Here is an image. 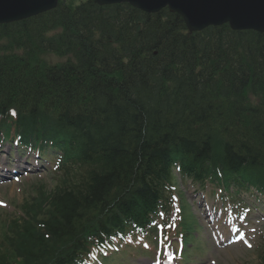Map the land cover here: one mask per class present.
I'll list each match as a JSON object with an SVG mask.
<instances>
[{
  "label": "trees",
  "instance_id": "trees-1",
  "mask_svg": "<svg viewBox=\"0 0 264 264\" xmlns=\"http://www.w3.org/2000/svg\"><path fill=\"white\" fill-rule=\"evenodd\" d=\"M73 1L0 25V128L71 161L0 225V264H75L109 223L146 227L180 154L198 180L264 186V33Z\"/></svg>",
  "mask_w": 264,
  "mask_h": 264
},
{
  "label": "water",
  "instance_id": "water-1",
  "mask_svg": "<svg viewBox=\"0 0 264 264\" xmlns=\"http://www.w3.org/2000/svg\"><path fill=\"white\" fill-rule=\"evenodd\" d=\"M99 4L129 2L145 11L170 6L190 30L229 23L235 30L264 32V0H95ZM58 0H0V24L22 20L54 8Z\"/></svg>",
  "mask_w": 264,
  "mask_h": 264
},
{
  "label": "rangeland",
  "instance_id": "rangeland-1",
  "mask_svg": "<svg viewBox=\"0 0 264 264\" xmlns=\"http://www.w3.org/2000/svg\"><path fill=\"white\" fill-rule=\"evenodd\" d=\"M16 156V154H15ZM14 156V157H15ZM35 166V165H32ZM14 169V166L11 168ZM36 169H38L36 167ZM44 170V169H42ZM43 175H39L38 173H32L23 175L19 178V180H6L0 181V201H3L6 204L5 208L10 211L15 210L16 208L13 205H17L22 202L23 198L29 192L28 189L33 181L37 180L38 178L44 179L50 187L53 185V182L49 180L48 174L40 173ZM28 183V185H27ZM190 190H194L190 188ZM186 194L191 197V194L188 190H186ZM200 199V197H198ZM254 200L251 199V202ZM192 214L196 213L199 219V225L202 226V229L198 231V240L201 241V248L200 250H196V246H192V252H194L192 264H251L252 262L256 261L257 255L256 253L250 251L245 246L233 245V246H226L220 248H213V244L210 240V232L208 231V227L200 217L199 212H201V206L194 205V209L189 206ZM4 211V210H3ZM257 212V211H256ZM2 217V207H0V218ZM254 219V227L256 228V232L258 230L263 229L262 226L259 227V220ZM198 221V220H197ZM253 233H250V237L253 236ZM132 257V256H131ZM148 264V260L146 258L140 257L139 259L132 258L130 260L125 259L124 264Z\"/></svg>",
  "mask_w": 264,
  "mask_h": 264
}]
</instances>
